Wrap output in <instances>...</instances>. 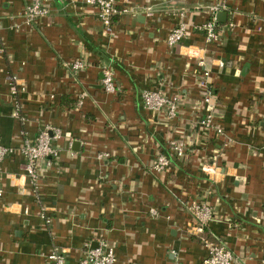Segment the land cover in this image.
Returning a JSON list of instances; mask_svg holds the SVG:
<instances>
[{
	"label": "crops",
	"instance_id": "0c3cea01",
	"mask_svg": "<svg viewBox=\"0 0 264 264\" xmlns=\"http://www.w3.org/2000/svg\"><path fill=\"white\" fill-rule=\"evenodd\" d=\"M116 1L129 11L107 32L81 0H48L49 15L31 27L27 0H0V139L14 150L0 164V264H51L54 247L77 264L99 240L114 264H200L207 249L191 232V201L210 206L204 237L225 245L233 264H264V0ZM215 5L226 18L207 44L193 27ZM181 12L190 28L169 47ZM76 60L86 67L72 72ZM105 67L119 93H104ZM11 85L24 91L12 95ZM154 90L178 96L176 119L144 109L141 93ZM209 110L221 138L193 126ZM44 128L63 136L34 186L19 148ZM181 138L187 155L149 171L167 140Z\"/></svg>",
	"mask_w": 264,
	"mask_h": 264
},
{
	"label": "built area",
	"instance_id": "2783aa9c",
	"mask_svg": "<svg viewBox=\"0 0 264 264\" xmlns=\"http://www.w3.org/2000/svg\"><path fill=\"white\" fill-rule=\"evenodd\" d=\"M71 3L74 0H61ZM81 2L89 7L96 9L98 20L105 29L109 32L112 28V18L128 13L127 8L119 7L116 0H81ZM219 5L210 7V17L202 24L196 25L193 29L202 34L205 43H215L219 40L221 31L217 28L215 15L220 10ZM50 13L48 0H27V3L22 12V18L27 26H33L39 20L46 18ZM146 17H152V13L147 12ZM190 28V24L186 21L185 13L177 14V21L170 30L166 44L169 47H174L182 43ZM198 65L203 66V62L199 61ZM220 67L222 63L219 64ZM72 72L83 70L86 66L81 60H76L67 65ZM101 85L104 93L115 94L120 92V87L117 84L114 71L111 67H105L101 71ZM207 73L203 72V79L207 77ZM199 85L207 90L204 97V102L210 105L211 96L210 90L205 81H200ZM10 91L12 95H17L18 92H23L24 89L11 85ZM141 103L144 109L151 112L163 113L166 120H174L178 117V96L167 97L161 90L143 91L140 95ZM262 128L264 129V116L260 119ZM206 139L208 137L221 138L224 136L221 127L214 121L212 111L201 119H198L193 124ZM63 134L59 129L44 128L38 132L32 141L25 140L19 148V153L24 159L25 175L29 181L35 186L40 179V172L43 168H50L53 164V159L58 157L59 151L55 143L62 138ZM225 143V142H224ZM69 146L71 141L68 140ZM187 142L185 139H168L164 150H159L155 157L150 161L147 167L153 173H161L166 171L172 163V160L183 159L188 152ZM14 150L11 147L2 144L0 139V164L7 156L13 154ZM210 176L216 174L215 169H211ZM2 191L0 189V198ZM184 210L193 218L191 227L192 234L197 237L200 243L206 247L207 256L200 264H233L236 260L234 254L222 243L213 242L204 237V232L207 230L209 223L213 220L212 209L210 206L201 201H191L183 205ZM152 215H156V211L151 210ZM41 219L47 224L50 219L41 213ZM51 264H67L66 257L62 251L54 247L47 257ZM115 255L111 248L104 240L96 242L95 246L90 244L85 245V250L82 258L77 264H114Z\"/></svg>",
	"mask_w": 264,
	"mask_h": 264
},
{
	"label": "water",
	"instance_id": "95a60500",
	"mask_svg": "<svg viewBox=\"0 0 264 264\" xmlns=\"http://www.w3.org/2000/svg\"><path fill=\"white\" fill-rule=\"evenodd\" d=\"M225 18H226V14L224 12H219L216 15V22L217 23H223V22H225ZM74 145H76V143Z\"/></svg>",
	"mask_w": 264,
	"mask_h": 264
},
{
	"label": "trees",
	"instance_id": "16d2710c",
	"mask_svg": "<svg viewBox=\"0 0 264 264\" xmlns=\"http://www.w3.org/2000/svg\"><path fill=\"white\" fill-rule=\"evenodd\" d=\"M116 19V17H113L112 18V25H113V22H114V20ZM219 25L217 24V27H218ZM73 106H75V104L73 105ZM204 235H206V231L204 232ZM213 242H215V241H213Z\"/></svg>",
	"mask_w": 264,
	"mask_h": 264
}]
</instances>
